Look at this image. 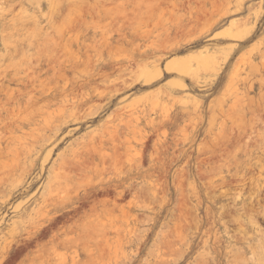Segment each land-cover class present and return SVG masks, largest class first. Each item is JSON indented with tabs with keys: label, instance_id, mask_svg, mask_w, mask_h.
<instances>
[{
	"label": "rangeland",
	"instance_id": "obj_1",
	"mask_svg": "<svg viewBox=\"0 0 264 264\" xmlns=\"http://www.w3.org/2000/svg\"><path fill=\"white\" fill-rule=\"evenodd\" d=\"M0 264H264V0H0Z\"/></svg>",
	"mask_w": 264,
	"mask_h": 264
},
{
	"label": "bare ground",
	"instance_id": "obj_2",
	"mask_svg": "<svg viewBox=\"0 0 264 264\" xmlns=\"http://www.w3.org/2000/svg\"><path fill=\"white\" fill-rule=\"evenodd\" d=\"M171 68H172V61H169V62L166 63V69L170 70Z\"/></svg>",
	"mask_w": 264,
	"mask_h": 264
}]
</instances>
